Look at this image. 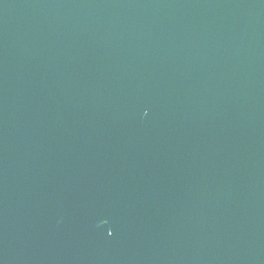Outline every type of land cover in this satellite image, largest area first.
Listing matches in <instances>:
<instances>
[{"label": "water", "instance_id": "obj_1", "mask_svg": "<svg viewBox=\"0 0 264 264\" xmlns=\"http://www.w3.org/2000/svg\"><path fill=\"white\" fill-rule=\"evenodd\" d=\"M0 264H264V0H0Z\"/></svg>", "mask_w": 264, "mask_h": 264}]
</instances>
